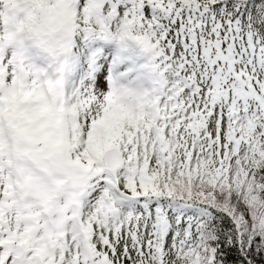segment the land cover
<instances>
[{
  "label": "snow or ice",
  "instance_id": "1",
  "mask_svg": "<svg viewBox=\"0 0 264 264\" xmlns=\"http://www.w3.org/2000/svg\"><path fill=\"white\" fill-rule=\"evenodd\" d=\"M0 264H264V0H0Z\"/></svg>",
  "mask_w": 264,
  "mask_h": 264
}]
</instances>
